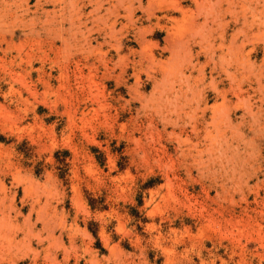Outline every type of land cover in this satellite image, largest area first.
Returning <instances> with one entry per match:
<instances>
[{
  "label": "rangeland",
  "instance_id": "1",
  "mask_svg": "<svg viewBox=\"0 0 264 264\" xmlns=\"http://www.w3.org/2000/svg\"><path fill=\"white\" fill-rule=\"evenodd\" d=\"M263 25L0 0V264H264Z\"/></svg>",
  "mask_w": 264,
  "mask_h": 264
},
{
  "label": "bare ground",
  "instance_id": "2",
  "mask_svg": "<svg viewBox=\"0 0 264 264\" xmlns=\"http://www.w3.org/2000/svg\"><path fill=\"white\" fill-rule=\"evenodd\" d=\"M259 2H260V1H259ZM255 3H256V2H255ZM262 3H263V2H262ZM243 5H244V4H243ZM256 5H257V4H256ZM249 6H250V5H249ZM249 6H246L244 10H246V8L249 7ZM180 7H181V6H180ZM262 7H263V6H262ZM179 10H180V9H179ZM249 10H250V9H249ZM253 10H254V9H253ZM250 11H251V10H250ZM251 12H252V11H251ZM253 12H254V11H253ZM251 14H252V13H251ZM253 14H255V13H253ZM242 15H243V14H242ZM244 15H245V14H244ZM244 15H243V16H244ZM166 16H167V15H166ZM168 17H169V16H168ZM244 17H246V15H245ZM244 17H243V19H244ZM252 17H253V16H252ZM254 17H255V16H254ZM254 17H253V18H254ZM257 17H258V16H257ZM168 19H169V18H168ZM248 20H249V19H248ZM251 20H252V19H251ZM168 21H169V20H168ZM206 21H207V20H206ZM237 21H238V20H237ZM249 21H250V20H249ZM245 22H248V21L245 20ZM243 23H244V21H243ZM258 23H259V22H258ZM244 24H245V23H244ZM204 25H205V23H204ZM242 25H243V24H242ZM251 25H252V24H251ZM249 26H250V25H249ZM263 26H264V25H263ZM204 27H205V26H204ZM201 30H202V29H201ZM263 30H264V29H263ZM197 33H198V32H197ZM202 33H203V31H202ZM200 35H201V34H200ZM200 35H199V36H200ZM203 36H204V35H203ZM246 36H247V35H246ZM262 37H263V36H262ZM174 40H175V39H174ZM171 41H172V40H171ZM181 42H183V40L179 41V44H180ZM171 43H173V41H172ZM182 44H184V43H182ZM172 46H173V45H172ZM176 46H177V45H176ZM176 46H175V47H176ZM178 47H179V46H178ZM173 48H174V47H173ZM225 70H227V69H225ZM227 71H228V70H227ZM228 74H230V73H228Z\"/></svg>",
  "mask_w": 264,
  "mask_h": 264
}]
</instances>
